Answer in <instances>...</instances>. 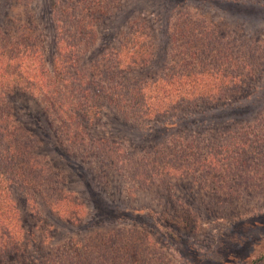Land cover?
Wrapping results in <instances>:
<instances>
[{
  "label": "trees",
  "instance_id": "obj_1",
  "mask_svg": "<svg viewBox=\"0 0 264 264\" xmlns=\"http://www.w3.org/2000/svg\"><path fill=\"white\" fill-rule=\"evenodd\" d=\"M119 2L45 0L47 25L54 35L48 46L26 6L9 17L1 10L6 0L0 1V264H26L28 252H41L51 240L53 227L42 209L73 225L87 214L61 171L41 155V143L52 141V130L73 153L88 158L102 185L109 187L113 175L120 174L128 181L124 184L129 196L173 187L177 179L204 168L218 176L211 187L203 182V188L210 189H204L210 202H233L234 189L249 184L250 161L244 158L260 153L264 113L256 124L221 133L227 143L219 149L205 150L203 138L185 128L172 141L159 144L152 143L160 135L153 132L139 151L113 137L91 139L103 114L115 115V128L126 123L154 125L206 105H232L255 89L264 73V50L257 44L226 39L218 26L184 12L174 15L169 46L157 71L151 72L155 36L144 20L130 22L116 42L100 43L99 29ZM262 92L246 95L244 105L264 102ZM232 142L238 145L233 143L229 150ZM225 150L235 154L220 164ZM208 158L214 159L209 168L203 164ZM223 171L238 185L224 183ZM23 207L28 214H23ZM189 208L180 204L178 211L189 216ZM43 251L38 264H170L165 252L137 227L92 232Z\"/></svg>",
  "mask_w": 264,
  "mask_h": 264
},
{
  "label": "rangeland",
  "instance_id": "obj_2",
  "mask_svg": "<svg viewBox=\"0 0 264 264\" xmlns=\"http://www.w3.org/2000/svg\"><path fill=\"white\" fill-rule=\"evenodd\" d=\"M176 1L120 0L117 10L102 23L101 32L99 29L100 43L116 42L119 31L127 28L130 22L137 18L144 20L149 30L154 31L155 53L151 57L155 58V63L149 70L156 72L169 46L173 17L178 12H184L205 25L218 26L221 31L224 30L226 39L232 36L237 39L238 44L247 41L264 50V0H180L182 2L179 5ZM6 2L1 10L8 12L9 17L26 6L39 30L46 36L48 46L52 45L54 35L47 25H50V14L48 9L44 12L45 0ZM247 47L252 49L249 45ZM262 78L255 89L247 91L246 95L255 96L252 94L254 90L255 93L262 92L264 73ZM246 95L241 100L232 102V105H206L193 111L194 113L181 117L178 115L174 119L165 118L149 126L123 123L124 126L115 128L112 120L115 115L111 113V117L103 114L93 128L91 139L113 137L129 149L139 151L140 145L143 147V140L153 132L160 135L155 136L152 143L159 144L175 139V135L185 128L191 135L199 134L203 138L205 150L219 149L222 144L227 143L221 133L256 124L259 115L264 113L263 100L259 99L261 103L251 106L244 105ZM29 103L36 105L34 102ZM20 118L24 120V117ZM32 128L37 131L35 127ZM52 131V141L44 140L41 143V155L61 171L68 189L82 200L87 214L81 223L73 225L42 209L46 215L45 220L53 227L49 230L51 240H47L44 248L72 238H83L96 231L137 227L143 234L149 235L158 249L165 252L170 264H264V143H260V153H250L244 158L250 161L249 184L242 185L240 189L234 187V195H237L235 201L220 204L210 202L209 194L204 190L209 188H203V182L211 187L213 180L218 179L210 171L204 172L206 168L203 171L195 169L196 172H189L186 179H177L173 187H159L156 191L136 196H129L125 192L127 186L124 183L128 181H124L120 174L115 173L112 178L114 180L106 187L99 183L86 161L88 158L79 152L73 153L61 136ZM233 143L238 145V142H232V145L227 146L229 150L233 148ZM229 150L221 152L218 158L220 164L234 156L235 153L231 155ZM213 160L208 158L203 164L209 168L213 166ZM223 174L226 173L223 171ZM226 176L224 183L229 180L230 185H238L239 181L231 182L232 174ZM228 188L226 186L225 191ZM180 204L190 207L187 210L189 216L179 213ZM22 211L24 215L28 214L26 208L23 207ZM34 223L31 222V225L34 226ZM43 249L35 254L33 250L27 251L26 264L42 262Z\"/></svg>",
  "mask_w": 264,
  "mask_h": 264
}]
</instances>
